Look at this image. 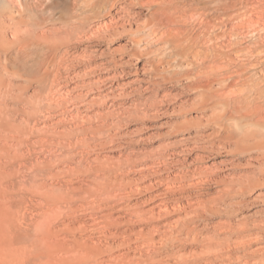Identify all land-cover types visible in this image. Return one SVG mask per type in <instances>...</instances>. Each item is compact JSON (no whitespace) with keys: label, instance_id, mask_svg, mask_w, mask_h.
Wrapping results in <instances>:
<instances>
[{"label":"bare ground","instance_id":"6f19581e","mask_svg":"<svg viewBox=\"0 0 264 264\" xmlns=\"http://www.w3.org/2000/svg\"><path fill=\"white\" fill-rule=\"evenodd\" d=\"M65 85L89 135L194 151L171 182H215L190 203L264 264V0H0V127Z\"/></svg>","mask_w":264,"mask_h":264},{"label":"rangeland","instance_id":"374dc122","mask_svg":"<svg viewBox=\"0 0 264 264\" xmlns=\"http://www.w3.org/2000/svg\"><path fill=\"white\" fill-rule=\"evenodd\" d=\"M66 87L55 94L27 91L36 108L31 119L12 116L0 127V264L246 262L238 243L226 248L215 241L218 206L190 203L215 196L219 186L197 178L192 185L171 182L194 151L90 136L86 112ZM206 154L207 164L219 160Z\"/></svg>","mask_w":264,"mask_h":264}]
</instances>
